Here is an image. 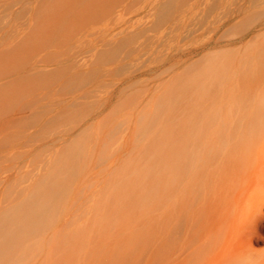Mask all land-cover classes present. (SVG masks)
Segmentation results:
<instances>
[{
  "label": "rangeland",
  "instance_id": "obj_1",
  "mask_svg": "<svg viewBox=\"0 0 264 264\" xmlns=\"http://www.w3.org/2000/svg\"><path fill=\"white\" fill-rule=\"evenodd\" d=\"M34 1L27 20H0V45L11 31L28 34L31 18L40 17L45 31L30 32L11 62L56 55L49 66L56 79L43 78L39 99L15 84L0 100V243L19 231L12 248H0V264H81L120 238L174 234L196 241L195 249L213 233L216 244L203 245L191 263L208 264L214 253L241 246L249 264H264V228L246 232L264 191L229 186L208 206L201 199L211 177L200 153L201 23L204 6L220 0H56V17L54 7L37 9ZM165 1L170 7L159 19ZM261 10L264 0L250 12ZM227 29L218 32L222 42L230 39ZM263 32L210 51L243 50ZM121 40L114 58L101 51ZM65 56L90 62L81 69L85 79L71 81L76 70L66 71ZM6 70L0 63V75ZM144 256L122 264L170 261L168 252Z\"/></svg>",
  "mask_w": 264,
  "mask_h": 264
},
{
  "label": "bare ground",
  "instance_id": "obj_2",
  "mask_svg": "<svg viewBox=\"0 0 264 264\" xmlns=\"http://www.w3.org/2000/svg\"><path fill=\"white\" fill-rule=\"evenodd\" d=\"M26 1L28 4H25L24 0H0V20L3 19L13 26L16 22L11 21L12 16L28 18V5L32 0ZM258 1L220 0L213 5L204 6L199 49L205 54L199 59L198 120L202 168L211 172L210 181H207L206 178L202 186L201 199L206 204L205 206H208L210 196L216 195L219 188L244 186L251 188L257 194L264 191V32L255 35L246 43L243 50L242 47H239L210 51L221 43L228 47L239 44L255 31L264 29V10L250 12ZM33 2L35 1L33 0ZM44 3L53 8L56 0H37L35 6L38 9ZM169 7V2L160 6L158 9L159 19L165 15L164 13ZM214 9H219L220 12L213 14ZM53 14L56 17L55 7ZM29 23V26H32L30 32H33L34 35L38 36L45 31L40 17L35 18L34 15ZM224 27L228 28L225 35L230 36V39L222 42V37L218 36V32ZM28 34L26 31L24 33L17 30L16 32L11 31L0 45V63L7 69L3 75H0V100L7 97L9 89L15 84L31 92L34 98L39 99L37 86L43 78L49 75L56 79V71L49 70L50 64L56 63V55L47 56L46 59L38 60L36 63H25L20 67L13 66L11 58L14 56L13 54L25 48ZM128 38L133 39L134 37L128 36ZM125 43L126 40L115 44L107 42L103 44L101 51L114 58ZM53 51H56V48ZM68 58L69 56H65V58L59 59L66 63L69 61ZM115 61L120 64L124 60ZM88 63L90 62L79 63L73 60L68 62L66 71L76 70L75 76L70 78L72 82L86 78L81 69ZM11 78L13 81L5 82ZM33 102L36 100L25 103L23 109H29ZM72 104L70 103V106ZM16 119L9 122L11 126L19 120ZM76 135H80V133ZM199 194L198 192V196ZM263 204V201H257L253 205L252 214H250L253 226L250 224L252 227L246 231L248 234L252 230L264 228ZM28 212L29 208L27 207L21 211L25 216ZM181 225L179 227H182ZM178 232H180V228ZM18 233L19 231L14 236L2 240L0 248H12V242ZM215 241L216 237L213 233L212 237H208L207 242L203 245L214 246ZM195 244L196 241L185 239V237L177 238L174 237V234L167 238L157 239H114L97 254L91 253L87 260L83 259L81 264H122L127 259L135 260L142 255L152 258L165 252H168L170 258L167 264H194L188 258H195V254L203 247L199 244L195 249H190ZM248 252L245 247L241 246L226 248L214 253L208 264H249ZM185 254L187 256H184ZM152 262L150 261L149 264Z\"/></svg>",
  "mask_w": 264,
  "mask_h": 264
}]
</instances>
